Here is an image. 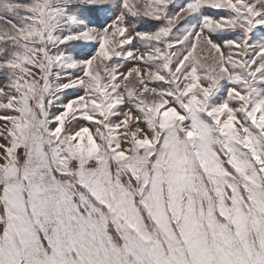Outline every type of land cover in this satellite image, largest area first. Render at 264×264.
Masks as SVG:
<instances>
[{"label":"snow or ice","instance_id":"obj_1","mask_svg":"<svg viewBox=\"0 0 264 264\" xmlns=\"http://www.w3.org/2000/svg\"><path fill=\"white\" fill-rule=\"evenodd\" d=\"M0 264H264V0H0Z\"/></svg>","mask_w":264,"mask_h":264}]
</instances>
